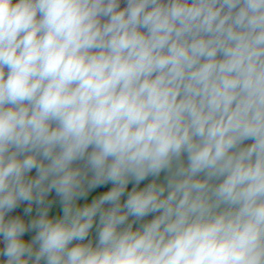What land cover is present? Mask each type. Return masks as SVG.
<instances>
[{
	"label": "clouds",
	"instance_id": "obj_1",
	"mask_svg": "<svg viewBox=\"0 0 264 264\" xmlns=\"http://www.w3.org/2000/svg\"><path fill=\"white\" fill-rule=\"evenodd\" d=\"M0 264H264V0H0Z\"/></svg>",
	"mask_w": 264,
	"mask_h": 264
},
{
	"label": "crops",
	"instance_id": "obj_2",
	"mask_svg": "<svg viewBox=\"0 0 264 264\" xmlns=\"http://www.w3.org/2000/svg\"><path fill=\"white\" fill-rule=\"evenodd\" d=\"M123 6H125V5L122 4V7H123ZM247 143H250V141L247 142ZM148 182H149V181H144V182H142L141 187H143L144 184H146V183H148ZM110 187H111V184L106 185V186H101L100 188H97L96 190L93 191L92 194H90V196L88 197V200H87V201H83V200H82V201H80V203L83 204V203H85V202H90L91 199H92L94 196H96V195H98V194H101V193H103V192L109 190ZM131 187H132V185L130 184V185H129V189H128L129 191L131 190ZM53 195H54V194H53ZM122 199H123V198H122ZM24 206H26V205H22L21 208L17 210V213H18V214H21V215L23 214L22 209H23ZM58 211H59L58 208H54V209H53V214H56ZM17 213H14V214H17ZM146 219H151V218L148 217V218H146ZM33 234H34V233H33ZM30 235H31V234L26 235L25 239H29V238H30Z\"/></svg>",
	"mask_w": 264,
	"mask_h": 264
},
{
	"label": "trees",
	"instance_id": "obj_3",
	"mask_svg": "<svg viewBox=\"0 0 264 264\" xmlns=\"http://www.w3.org/2000/svg\"><path fill=\"white\" fill-rule=\"evenodd\" d=\"M151 218V217H150Z\"/></svg>",
	"mask_w": 264,
	"mask_h": 264
}]
</instances>
